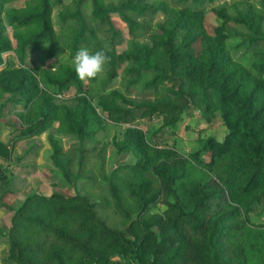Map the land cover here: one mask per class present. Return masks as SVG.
Segmentation results:
<instances>
[{
    "label": "trees",
    "instance_id": "trees-1",
    "mask_svg": "<svg viewBox=\"0 0 264 264\" xmlns=\"http://www.w3.org/2000/svg\"><path fill=\"white\" fill-rule=\"evenodd\" d=\"M12 1L0 0V116L9 101L21 107L19 133L0 140V161L52 129L50 158L65 190H34L15 208L4 200L18 183L0 162V207L12 212L2 264H264V224L251 221L264 215V0L212 8L217 25L206 18L215 0H26L6 9ZM160 15L165 21L156 25ZM232 37L247 63L233 57ZM82 47L110 49L95 79L81 81L74 71ZM7 52L18 64L4 59ZM117 78L127 92L142 85L153 97L129 98L112 87ZM191 109L226 130L186 154L169 140ZM157 116L161 125L148 136L138 121ZM106 121L127 126L112 145L136 158L110 175L102 168ZM57 133L78 140L75 155ZM95 153L99 195L89 191L96 177L85 174ZM158 205L165 208L153 212Z\"/></svg>",
    "mask_w": 264,
    "mask_h": 264
},
{
    "label": "rangeland",
    "instance_id": "rangeland-1",
    "mask_svg": "<svg viewBox=\"0 0 264 264\" xmlns=\"http://www.w3.org/2000/svg\"><path fill=\"white\" fill-rule=\"evenodd\" d=\"M25 1L26 0H17L9 2L6 4V9L11 7H21L25 4ZM64 2L69 4L71 0H64ZM222 4H230V1L215 0L207 7L206 18L208 24L217 25L221 23V20L213 13L212 8L219 7ZM84 10L86 13H90L91 5L88 4ZM60 11L61 7H57L53 12V22L59 32L61 28ZM2 17H4V14H2ZM164 21V16L160 15L156 19V25L161 22L163 23ZM123 30L127 35V30L125 28ZM10 35L12 36L11 28ZM13 42L15 43L14 39ZM239 42V38L232 37L228 40V47L230 48L233 57L237 61L245 64L249 60V55L245 52L244 48L239 50L235 49ZM3 57L7 61L18 64V59L14 52L4 53ZM28 58L35 61L40 66H45L48 62L47 58L40 52H29ZM65 61H69V59H65ZM112 87L119 89L123 93H127L128 97L134 100L153 97L152 93L145 91L142 85L127 92L120 78L115 80ZM73 92L74 91H71L67 93V95H71ZM8 96L10 97V95H6L5 98H8ZM11 97L14 100L21 98L19 95H13ZM17 105H19V108L21 107V104L18 103ZM5 107L3 114L0 116V140L10 143L12 138L19 133L18 128L15 127V124L18 121L15 110H18V107L17 109H13V101L7 102ZM57 125L58 123H55V126ZM160 125L161 118L158 116L152 120L142 119L138 121V126L142 128L148 136H150ZM104 128V134L106 135V142H108V145L103 152L102 168L107 175H110L111 171L116 166L124 163H135L136 158L132 153H118L112 145L115 138H123L127 129L126 125L106 121L104 123ZM225 130V126L222 122H219L214 126L208 125L201 119L200 113L196 109H191L178 123L175 130L176 134L172 135L169 141L171 144H175L180 151L189 154L190 152L200 149L205 139L209 136H216V138L220 140L223 139ZM51 131L52 129L37 137L18 142L15 145L12 160L10 162H5L4 159H1V164L9 167V171L18 183V185L15 184L14 188L16 191L13 193L12 198H6L4 200L5 202H13V205L18 208L22 204L23 199L34 190L44 194H51L54 190H65L62 183L61 173L58 168L53 165L50 158L51 147L47 135ZM56 136L60 139L61 144L69 156L76 154V147L79 145L76 138L60 133H57ZM98 160V153L93 154L89 159L85 171L86 175L96 177V181L92 188L89 187V191L96 195L100 194L101 186L104 184L100 172L95 165ZM79 188L81 193H87L88 191V186L85 185L83 181L79 182ZM164 208V206L158 205L154 207L152 211L161 212ZM4 213L5 215H0V237L3 236L0 240V264H2V259L5 257L7 250V247L4 248V243H7L4 231L10 227L12 217V212L4 211ZM108 215L110 221L113 223L115 221L113 213L109 211ZM251 221L254 224L253 226L264 224V215H251Z\"/></svg>",
    "mask_w": 264,
    "mask_h": 264
},
{
    "label": "clouds",
    "instance_id": "clouds-1",
    "mask_svg": "<svg viewBox=\"0 0 264 264\" xmlns=\"http://www.w3.org/2000/svg\"><path fill=\"white\" fill-rule=\"evenodd\" d=\"M110 49H89L82 47L72 57V66L81 81L95 79L105 71V65L111 61Z\"/></svg>",
    "mask_w": 264,
    "mask_h": 264
},
{
    "label": "crops",
    "instance_id": "crops-1",
    "mask_svg": "<svg viewBox=\"0 0 264 264\" xmlns=\"http://www.w3.org/2000/svg\"><path fill=\"white\" fill-rule=\"evenodd\" d=\"M12 196H13V193H12L10 196H8L7 198L10 199V198H12ZM9 199H8V200H9ZM6 203H8V204H10L11 206L17 208L16 206L13 205V202H8V201H7ZM4 211H7V212H10V213H11V211L7 210L6 208H4V207H0V215H2V214L5 215ZM4 237H5V236H4ZM2 238H3V236L0 237V240H1ZM4 241H5V240H4ZM3 243H4V242H3ZM5 247H8V244H7V243H4V248H5Z\"/></svg>",
    "mask_w": 264,
    "mask_h": 264
}]
</instances>
